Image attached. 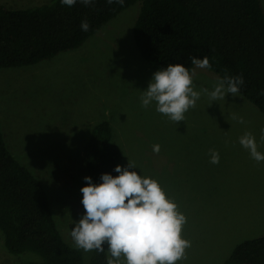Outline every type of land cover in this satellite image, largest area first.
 Here are the masks:
<instances>
[{"label": "rangeland", "instance_id": "obj_1", "mask_svg": "<svg viewBox=\"0 0 264 264\" xmlns=\"http://www.w3.org/2000/svg\"><path fill=\"white\" fill-rule=\"evenodd\" d=\"M48 1L0 3L27 8ZM140 7L135 2L75 49L33 65L0 68L1 128L10 151L43 183L70 245V233L85 214L80 190L89 177V134L106 119L123 151L119 165L134 162L130 170L157 180L187 218L181 235L191 247L176 264H225L240 242L264 235V161H255L239 142L251 132L264 154V113L231 93L216 102L202 94L178 123L157 112L155 102L142 107L141 95L158 70L133 38ZM191 72L197 91L214 90L220 78L209 68L194 66ZM210 150L219 153V164L210 163ZM92 253L83 251L85 264ZM40 259L34 252L10 253L0 230V264Z\"/></svg>", "mask_w": 264, "mask_h": 264}, {"label": "trees", "instance_id": "obj_2", "mask_svg": "<svg viewBox=\"0 0 264 264\" xmlns=\"http://www.w3.org/2000/svg\"><path fill=\"white\" fill-rule=\"evenodd\" d=\"M140 12L133 38L140 54L156 70L169 64L194 68L190 57L209 58L223 78L242 75L240 95L264 113V6L262 0H124L68 7L61 0L27 8L0 3V68L27 66L81 46L112 18L135 2ZM90 24L81 29V21ZM123 157L113 140L110 122L93 125L85 168L95 184L102 174L119 175ZM0 230L12 254L34 252L40 260L23 264H85L83 251L70 245L55 221L47 191L31 170L10 151L0 121ZM104 252L93 251L90 264H107ZM225 264H264V235L246 239Z\"/></svg>", "mask_w": 264, "mask_h": 264}, {"label": "clouds", "instance_id": "obj_3", "mask_svg": "<svg viewBox=\"0 0 264 264\" xmlns=\"http://www.w3.org/2000/svg\"><path fill=\"white\" fill-rule=\"evenodd\" d=\"M61 3L72 7L77 0H61ZM80 3L92 6L94 0H80ZM107 3L123 6L124 0H107ZM89 28V22L82 20L81 29L88 31ZM190 60L198 68H211L207 56L202 59L193 56ZM193 75L194 72L190 73L183 64H169L156 71L141 95L142 107L147 108L155 102L157 112L178 123L185 121V113L196 107L202 94L216 102L225 99L229 93L233 97L240 96V86L244 84L242 75L226 73L217 79L214 90L201 88L197 91ZM260 95H264V90ZM239 122L244 123L243 117ZM261 140L264 141V134ZM239 142L255 161H264V154L258 151L251 132L241 136ZM160 147L153 145V151L159 153ZM209 154L210 163L219 164V153L210 150ZM130 169H136V165L129 160L127 167L116 166L114 170L119 175L102 174L99 184L93 183L91 177L84 178L87 185L80 191L85 214L70 233L75 247L85 252L102 253L107 244V264H176L186 259V249L191 247V242L181 235L186 216L157 180Z\"/></svg>", "mask_w": 264, "mask_h": 264}]
</instances>
